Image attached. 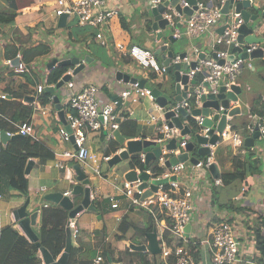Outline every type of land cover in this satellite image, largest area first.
<instances>
[{
  "label": "crops",
  "instance_id": "1",
  "mask_svg": "<svg viewBox=\"0 0 264 264\" xmlns=\"http://www.w3.org/2000/svg\"><path fill=\"white\" fill-rule=\"evenodd\" d=\"M14 1L16 5L15 9L9 8L4 0L0 1L1 11L15 15L14 23L2 28L0 31V75L2 78H14L16 81L29 86L32 92L24 95V97L30 95L34 97V100L31 103L23 101L24 97L21 100L22 104L32 106L30 114L23 113L24 120L32 123L33 136L31 138L42 143L53 153V158L46 161L41 167L36 164V159H31L33 166L30 172L26 174L28 179V194L26 197H21L17 192L8 187L5 180H0V229L5 225H13L20 234L25 236L24 232L14 221L13 210L21 206L28 199L27 210L30 212L37 211L38 213L35 225L32 226V230L36 234L40 226V210L44 207L59 206L52 201L45 200L44 197L53 192H62L64 195L71 193L73 186L77 184L72 168L74 164H79L88 173L86 171V167L88 168V166L78 161L70 160L62 155L64 151L74 148L73 143L62 142L58 136L59 128H65V124L58 119L52 96L44 92V90L39 94L36 92V87L39 85H42L44 88L45 86L56 84L62 74L71 71L72 67L46 69L45 64L53 58L62 60L68 58L70 55L79 56L80 58L86 56L90 63L86 64L72 78V81L76 84L74 89L88 84H96L99 87V98L102 101L116 98L121 90L129 86V84L115 79V70H121L134 78L144 79L145 81L147 77L142 71H136L137 64L131 58L124 56L118 59L114 57L115 50L113 46L107 49L106 56H109L110 60L113 58L114 61H118L115 64L108 63L106 59L92 52V36L87 38L86 33H74L67 27L58 28L56 25L57 19L52 15V10L54 9V2L52 0ZM208 1L215 2L214 0ZM150 2L151 0H108L107 7L121 9L119 10V15L110 21L111 32L108 36L109 41L120 43L125 49L138 46L150 50V43H155L156 46H159L161 43H156L154 33L147 31L145 27L148 16L152 21V17L149 14H144L146 11L145 6ZM246 10L251 15L259 14L255 22H250V26L254 27V32L258 37L264 38V15L261 14L264 11V0H251ZM137 13L138 16H136ZM70 20L67 18V25ZM178 26L180 27V24ZM28 29H33L31 31L32 34H28ZM47 29H52V33L47 34ZM215 29L219 31V27ZM14 32H18L20 35L18 39L20 41H25L27 37L32 35V38L36 42L31 47L20 52L18 49L19 42H14ZM143 33L152 34V41L149 39L144 40L142 37L138 38V34L142 36ZM170 33L172 34L171 30ZM175 39L177 42H180L182 37ZM141 42L144 45H139ZM166 43L169 45L168 41ZM193 44L201 53L208 56L212 54L208 47V37L206 35H202L192 42L188 41L184 50L186 52L189 51ZM261 46L264 48V43ZM167 50L172 51L169 46ZM18 54L20 56L19 61H22L26 66V70L21 73H15V64H10L11 61L16 59ZM7 64L10 66L9 69L6 68ZM136 75L140 77L138 78ZM4 83L6 84L3 80L0 83V92L8 95L2 86L5 85ZM236 83L240 85L241 93L238 102H231L230 107L239 105L240 113L238 117H240L242 116V107L244 106L251 118L249 122H252V119L256 115L252 108L256 100L260 103L264 102V58L246 60L236 79ZM67 92L68 89L65 85L55 92L59 96L62 109H64ZM10 98V95H8V99ZM144 102L149 104L147 100H144L136 109L131 108L134 116L130 119L136 121L137 138L153 140L156 138L155 126L148 123L145 125L143 119L144 113L141 107H145L148 111L153 107L152 104L154 102H152L151 106ZM35 105H38V108L35 109ZM42 109H45V115L41 113ZM232 118L234 120L235 117ZM243 121L245 122L246 120H242L241 122ZM10 123L13 125L17 124L12 121ZM213 126L215 127L216 123ZM236 126V131L241 132L242 126H239V124ZM245 135V137L251 136V134L247 133ZM86 138L87 147L98 155L107 154L105 152L110 147L111 141H115L118 145L116 152L124 148V145H120L105 129L100 132H89ZM229 145L228 142H221L216 152V164L219 167L220 174L222 172L236 171L239 168V163L236 160H240L244 170V173H241L243 179L238 178L229 185H223V183L215 185L213 184V178L206 172H197L196 181H198V184L195 186L193 211L188 223L189 230L187 234L190 240L197 242L198 252L195 259L198 264H211V255L204 241L210 237L212 228L222 222L234 223L232 227L234 234L238 237L239 257L245 261L244 263L256 264L255 259L259 256V247L257 246L259 239L255 236V228L259 225L260 218L264 216V211L261 208L264 204V139L260 137L256 138L251 147H245L243 149L244 152H240L239 154L235 151L229 152V149H226ZM198 146L194 147L195 150L190 152L189 156H196ZM218 150L221 151L223 158V168L217 158ZM116 152L110 154L113 155ZM249 153H251L250 159L253 160L251 166H249V161H247ZM171 158L173 157L171 156L169 161ZM255 160H258V167ZM56 161L61 164V167L55 166ZM113 167L109 163L102 164L104 172L101 176L92 175L94 179L90 182L91 202L93 200L101 202L99 208L101 213H98L95 208L94 211L84 209L74 218L77 225L83 230L80 240V250L83 257H85V253H88L87 251H93L94 249L96 255L105 244H109L112 247L115 257H118L127 249L131 251L127 246L128 243L137 245L148 244L146 233L151 231L153 225L156 226L157 237L160 243L161 234L164 231L162 226L159 223L153 224L149 220L151 218L149 214L139 208L141 212L146 213L147 217L144 218L141 212L137 211V208L129 205L128 200L122 194L121 180L129 170L126 169L124 172L118 170L115 173L112 171ZM257 168L258 172H252ZM191 172L192 166L187 164L183 172L184 179L188 180L187 178ZM198 178H201V180L199 181ZM69 196L75 204V196ZM81 197H79L75 206L80 203ZM228 201H232L238 210L223 209L221 205L226 204ZM112 203H116L118 206L112 208ZM111 208L115 210H111ZM87 213L94 215L92 216L93 218L91 217L90 220H87L84 225L80 224L79 218L88 215ZM124 216H127L135 226L126 233L125 239L118 241L115 240V235L119 233L117 227ZM99 220L102 222V226L98 223ZM143 228H147L146 233H144L145 235L136 233V229ZM101 230L104 232V235L100 232ZM97 231L98 233H96ZM74 244L76 246V242L72 243V246ZM39 256L42 260L40 252ZM42 264H44L43 260Z\"/></svg>",
  "mask_w": 264,
  "mask_h": 264
},
{
  "label": "built area",
  "instance_id": "2",
  "mask_svg": "<svg viewBox=\"0 0 264 264\" xmlns=\"http://www.w3.org/2000/svg\"><path fill=\"white\" fill-rule=\"evenodd\" d=\"M52 1L54 2L52 15L56 18L67 15L68 19L76 18L81 27L91 28V32H93V44L105 49L113 46L117 56L129 57L138 66L150 69L151 71L158 73L166 71V67L157 63L154 53L151 50H146L138 46L125 49L122 44L109 41L108 36L111 32L110 21L119 15V10L115 7H107L108 0ZM164 1L166 0H151L150 4L157 6ZM223 3L224 0L211 3L197 1L195 4L196 8L187 16L179 13L174 6L168 4L162 13V17L166 19L168 27L172 29L174 38L185 36L192 42L194 39L206 35L208 37V47L212 53L207 57L208 55L201 53L193 44L182 59L178 55L171 59L170 64L186 63L189 65L191 61H194V68L186 71L188 81L196 80L197 77L200 78L199 82L196 80L194 90L191 91L189 86L186 91V97L174 106L167 108L159 107L150 96V89L145 86L140 87L137 82L129 84L127 88H124L118 93L116 98L107 101L100 100L99 87L96 84H88L74 89L76 84L72 79L65 83L68 92L66 93L63 110L69 131L64 127H60L58 136L62 142H72L74 148L64 151L62 155L70 160L72 159L88 166L94 175L101 176L104 172L102 170V164H108L112 155H98L92 152L86 145L87 134L105 129L112 136L113 131L119 130V124L124 118L134 116L130 106L133 103L141 102L144 98L154 102L152 104L153 107L147 111L148 117L146 121L148 124L155 125L157 135L153 141H155L161 151L158 157L160 165L166 166L165 164L171 156L175 157L185 152V147L189 140V135H182L181 131L176 127L168 126L167 121L164 119V114L167 110L175 111V115L177 116V108H183L188 113V116L197 124L198 131L196 134L209 138L208 132L210 131V127L203 125L205 117L203 115H191V110L202 107V96L210 94L217 95L219 93L220 82H222V86L226 91L230 89L231 85L235 84L245 60L239 57L228 59L230 46H242L244 52L247 54L256 47L254 44L241 45L238 43V28L242 23V19L233 10H229L224 15L221 11ZM178 5L180 9L190 7L185 0H179ZM173 15L179 20L176 21ZM221 26H224L223 30L221 32L216 31L215 28H220ZM200 54H203L204 57L200 58ZM19 58L20 56L18 54L16 56L18 64L14 67L15 73H21L26 70L25 64L19 61ZM42 90V85L36 87L38 94ZM0 99H8V95L0 92ZM36 108H38V105H35ZM223 111L224 108L219 105L217 110L210 112L209 119H212L214 114H218L220 117ZM41 113L45 115V109H42ZM225 119V127L217 133L218 140L208 146L209 151L203 157V160L198 159V163L195 165L188 162L171 164L166 167L167 171L161 178H152L150 176L151 181L160 179H166V181L159 184L156 191L147 197H141L144 189H139V185L141 184L139 179L128 181L123 178L121 180L122 194L128 200L129 205L145 210L156 223L162 226L163 230L169 231L171 236L182 242L173 249H161L164 261L171 255L173 256L172 264H198L189 249L190 245H195L197 242L190 240L189 235L185 231V226L189 223L193 211L195 186L198 184V181H196L197 172L203 169L208 171L209 165L216 163V152L221 142H228L232 147L241 146V152H244L243 149L245 148L244 139L246 137L240 131L230 129L228 123L231 117L226 115ZM255 126L259 137L264 139V114H256L252 122L245 125L244 131L247 134H252ZM14 127L15 132H6V134L9 136L14 134L33 136V126L30 121L14 124ZM171 138L176 140V147L174 150H167L165 146ZM138 158L140 163L144 164L145 155L143 152L138 153ZM187 164L192 166V172L189 174L188 180L184 179L183 173ZM55 166L61 167V164L56 161ZM135 171L137 173L141 172L136 169ZM144 171L150 175L148 170ZM172 176H175L176 179L172 180ZM213 184L219 185L222 184V181L220 178L213 179ZM65 195L69 194L67 193ZM117 206L118 204L116 203L111 204L112 208H116ZM261 208L264 211V204ZM66 227L70 230L72 243H75L77 235L75 219H68ZM204 243L208 246L211 255V264H242L245 262L239 257V242L232 226L228 222H222L214 226L211 230L210 237ZM104 263L105 260L101 251L97 252L92 260V264Z\"/></svg>",
  "mask_w": 264,
  "mask_h": 264
},
{
  "label": "water",
  "instance_id": "3",
  "mask_svg": "<svg viewBox=\"0 0 264 264\" xmlns=\"http://www.w3.org/2000/svg\"><path fill=\"white\" fill-rule=\"evenodd\" d=\"M190 7H184L180 9L178 2L179 0H166L157 6H153L150 3H147L146 11L144 14H149L152 17L151 21V30L149 32L154 33V38L156 43H161L154 50L155 56H160L162 60V65L166 67L165 72H172L174 74V101L180 102L183 98L186 97V91L190 85H195L196 81L191 80L188 81V77L184 69H192L194 68L195 62L191 61L189 65L186 63H175L170 64V61L174 56L178 55L180 59H182L186 51H182L179 54H174L172 51L167 50L168 42H175L176 39L172 36L170 31H168V24L166 19L162 17V13L165 11V7L170 4L175 7L176 11L184 15H190L192 10L196 8L195 4L198 0H185ZM211 3V1H208ZM251 0H224L222 6V13L226 15L229 10H233L235 13H238L242 19V23L238 28V36L237 41L241 45H257L250 53H245L242 46H230L228 59H235L236 57L242 58L243 60H253L257 58H264V48L261 46L264 43V38L258 37L254 32V27L250 26V22H255L257 20L259 14L251 15L246 8L250 5ZM144 5V4H142ZM264 15V11L261 13ZM226 19V16H225ZM57 27L65 28L67 25V15H62L57 18ZM181 27V25H180ZM224 26L219 28V32L223 30ZM147 30V29H146ZM213 56V55H212ZM204 57L203 54L199 56ZM209 57V56H207ZM15 62V63H14ZM90 61L86 56L80 58L79 56L70 55L68 58H64L62 60H58L57 58L51 59L49 62L45 64L46 69H51L54 67H72L71 72L64 73L61 78L57 81L56 84L51 86H45L43 88L44 92H47L52 96V101L54 104V108L57 111L58 119L65 124L66 130L69 131V126L66 124L64 118V110L61 108L59 96L55 93L57 90L62 88L65 83L71 80L75 75H77L86 64H89ZM10 64H15L17 66L18 60L15 59L10 62ZM43 66V65H42ZM29 68V67H28ZM115 79L117 81H122L126 84H132L137 82L140 87H144L146 81L144 79L134 78L121 70H115ZM241 93V87L239 84L235 83L231 85L229 90H225L222 86V82L219 83V93L217 95H205L201 97L202 107L193 108L191 110V115H203L205 117L203 125L210 127V131L208 132L209 138L201 137L198 134H195V141H188L185 147V152L171 158L170 161L166 162V167L171 164H176L178 162H188L192 165L198 163V159L203 158L209 151V145L214 144L218 140V134L226 125L225 116L234 117L240 113V106L236 105L235 107H230V102L235 103L238 102L239 95ZM150 96L155 101V103L161 108H167L170 103V95L158 87H153L150 89ZM33 96H25L23 101L31 103L33 102ZM221 105L224 108V111L218 116V114H214L212 119H209L210 112L212 110H217L218 106ZM176 112L178 115H175V111L167 110L164 114V119L167 121L169 127H176L181 131V134L190 135L191 131L187 124L184 123V120L188 117V113L181 107H178ZM216 123V126L213 127V124ZM254 132L250 137H246L244 139V146L251 147L256 138L259 137V133L255 126ZM113 138L120 144L124 145V148L120 150L118 153L112 155L109 160V165L114 166L116 163L129 158L130 155L138 154L143 152L145 155L144 164H148V162L154 158L160 156V148L157 146L155 141L148 139H128L125 141V138L121 135L119 130H115L112 133ZM21 137L19 134H14L9 136L6 134L4 130L0 129V142L5 144L9 139ZM195 145H199L196 150V156H189V153L194 150ZM176 147V140L171 138L166 144L165 148L167 150H174ZM33 166V161L28 160L25 167V174H28ZM73 170L75 174V180L77 184H75L72 188V191L69 195L71 196H82L79 204L75 206L69 195H64L62 192H53L47 194L44 199L48 201H52L55 204H58L64 210L68 211V219H74L75 216L80 213L82 210H90L94 211V206L91 202V188L90 182L91 179L88 174L80 167L79 164L73 165ZM208 171L210 176L213 179H219L221 177L219 167L216 163H212L208 167ZM124 178L128 181H135L139 179L141 184L139 185V189H144L142 194V198L147 197L156 191L157 186L161 183H164L166 179L160 180H150V175L146 171H141L137 173L135 170H129L125 173ZM172 180L176 179L175 176H172ZM28 199L18 208L13 210L12 215L14 221L20 227V229L24 232L25 236L30 242L37 243V235L32 230V226L35 225L37 211L30 212L27 210ZM189 226L188 224L185 226V231L188 232ZM66 240L65 247L62 253L55 260L51 253L45 247H39V252L41 254L42 260L44 264H68V257L70 253V249L72 246V240L70 235V230L66 227ZM146 237L148 240V244H133L128 243L127 246L131 251L135 252H149L152 255H158L161 252L160 244L157 237L156 226L153 225L151 231L146 233ZM111 264H122L118 262H112Z\"/></svg>",
  "mask_w": 264,
  "mask_h": 264
},
{
  "label": "trees",
  "instance_id": "4",
  "mask_svg": "<svg viewBox=\"0 0 264 264\" xmlns=\"http://www.w3.org/2000/svg\"><path fill=\"white\" fill-rule=\"evenodd\" d=\"M6 5L15 9L14 0H4ZM218 2L219 0H214ZM14 14H9L4 11H0V31L4 27H8L14 23ZM146 29L151 30V18L148 16L146 19ZM33 29H28V34H32ZM35 30V29H34ZM15 31V30H14ZM52 29H47L46 33H52ZM72 32L76 33L74 30ZM90 36L93 32L89 33ZM14 42L18 43V49L23 52L27 48L31 47L36 40L32 38V35L27 37L25 41H20V35L18 32H14ZM9 41V40H8ZM13 42V43H14ZM6 68H10L7 64ZM63 75V74H62ZM154 72H150L151 78L155 77ZM61 78V77H60ZM59 78V79H60ZM6 82L4 91L6 90L10 99H0V129L5 132H15V127L10 121L15 123L26 122L23 113L30 114L32 111L31 105H24L21 103L24 95L31 93V89L26 84L16 81L14 78H2L0 75V83ZM197 82L200 78H196ZM158 87L159 84L157 85ZM257 102V103H256ZM255 105L252 107L254 113L258 115L264 114V105L256 100ZM258 105V107H257ZM22 112V113H21ZM186 124L189 127L191 136H194L198 131V126L195 121L187 117ZM230 129L237 130V126L233 123V118L229 121ZM119 131L125 139H137V125L136 121L130 118H124L119 124ZM194 141V140H192ZM110 147L106 149L107 154L114 153L118 149V145L115 141L110 142ZM197 146V145H195ZM248 149V148H247ZM195 150V149H194ZM53 158V153L42 143L32 139L30 136H21L18 138L9 139L5 144L0 142V180L6 181L8 187L17 192L21 197H26L28 194V179L25 174V167L29 159H36V164L41 167L46 161ZM251 153L248 154L247 161L249 166L253 160ZM239 163V168L233 172H222L220 180L223 185H229L236 179H243L244 173L242 162L236 160ZM258 167V160H255ZM127 170L139 169L140 171L148 170L152 178H161L167 171L166 166L159 164L157 157L152 158L148 164L140 163L138 154L131 155L126 167ZM258 172V168L255 171ZM80 196H75V204ZM94 208L100 213L99 208L101 202L96 200L92 201ZM132 207V206H131ZM223 209L238 210L232 201H228L226 204L221 205ZM138 208V207H136ZM151 217V216H150ZM149 220L155 224L156 222L149 218ZM68 221V211L64 210L60 206L44 207L40 210V226L36 232L37 243L30 242L25 236L13 225H5L0 229V264H42V260L39 256V247H45L51 255L56 259L63 251L66 240V225ZM76 246H71L68 264H92V258L95 255V249L91 252L87 251L83 257L81 255V233L83 230L77 225ZM135 225L129 220L127 216L122 217L117 227L118 234L115 235V240L125 239L126 233ZM103 230V229H102ZM100 231L103 233V231ZM147 228L136 229V233L143 235L146 233ZM98 233V231L96 232ZM145 235V234H144ZM255 236L259 239V256L255 259L256 264H264V216L259 220V225L255 228ZM104 238V237H103ZM182 242L175 237L171 236L169 231L164 230L161 234L160 245L161 248H175ZM190 251L196 257L198 252L197 243L189 246ZM101 254L105 260L104 264L118 262L122 264H172L173 256L169 255L165 261L162 258V254L152 255L149 252H135L128 249L121 253L118 257H115L112 247L109 244L103 245L100 249ZM246 264V263H242Z\"/></svg>",
  "mask_w": 264,
  "mask_h": 264
},
{
  "label": "rangeland",
  "instance_id": "5",
  "mask_svg": "<svg viewBox=\"0 0 264 264\" xmlns=\"http://www.w3.org/2000/svg\"><path fill=\"white\" fill-rule=\"evenodd\" d=\"M1 1V0H0ZM202 2H207V0H202ZM144 6V5H143ZM0 8H1V5H0ZM119 10H121L120 8H119ZM0 11H1V9H0ZM136 16H138V13L136 14ZM174 16V19L176 20V21H178L179 19L175 16V15H173ZM56 18V17H55ZM57 19V18H56ZM67 28H69V30L70 31H72V30H74L76 33H82V34H87V38H90V32L92 31L91 30V28H86V27H81L79 24H78V22H77V19L76 18H71V20L69 21V24L66 26ZM171 29H170V27H168V31H170ZM139 37H142V39H149L150 41H152V39H153V35L152 34H150V33H143V35L141 36V34H138V38ZM189 40L187 39V37H185V36H183L182 37V39H181V41L180 42H177V41H175V42H169L168 44V46H169V48H170V50H172L173 51V53L174 54H179V53H181L185 48H186V46H187V42H188ZM139 45H144L142 42L139 44ZM91 46H92V52L95 54V55H98L99 57H101V58H104V59H106V61L109 63V62H111V63H117L118 61H114L113 60V58H111V60L109 59V56L107 57L106 55H107V49H105V48H103V47H100V46H97V45H95V44H93V43H91ZM157 46H156V44L155 43H150V46H149V49L151 50V51H154V49L156 48ZM114 55V57H116V58H118L119 59V56H117L115 53L113 54ZM155 57V59H156V61H157V63L159 64V65H161L162 64V60H161V58H160V56H154ZM188 69H184V71L186 72ZM136 71H142V73H144L145 75H146V77H147V79H146V83H145V87H147V88H149V89H151V88H153V87H158L157 85L159 84V86L160 87H158V88H160L161 90H163L164 92H166V93H168L169 95H170V103H171V105H168V107H171V106H174L175 104H176V101H174V85H175V81H174V74H173V71L172 72H163V73H158V72H154V71H151L150 69H147V68H143V67H141V66H138V65H136ZM150 72H154L156 75H155V77L154 78H151L150 76H149V73ZM145 75H143V76H145ZM136 77H140V76H137L136 75ZM259 85V84H258ZM194 88H195V86H193V85H191L190 86V90L191 91H193L194 90ZM144 100H147L148 102H149V104L147 103V102H144V103H147L149 106H151V104H152V102L150 101V100H148L147 98H144V99H142L141 100V102H138V103H133L130 107L132 108V109H136L137 107H139L141 104H142V101H144ZM243 108V113H242V116H240V117H238L239 115H235L234 117V120H233V123H235L236 125H238L239 124V126H242V129H240L241 130V134L243 135V136H246L245 134H246V132L244 131V128H245V125L251 120V118L249 117V113H248V111L244 108V106L242 107ZM139 109V108H138ZM137 109V110H138ZM141 110L143 111V113H144V117H143V119H144V122H145V125H147V121H146V119H147V117H148V114H147V110H146V108L145 107H141ZM239 118V119H238ZM242 120H246L245 122L243 121V122H241ZM152 125H154V124H152ZM155 126V125H154ZM100 132V131H99ZM156 135H157V133H156ZM191 139L192 140H194L195 141V137L194 136H191ZM226 149H229L228 151L229 152H232V151H235L236 153H240L241 152V150H242V148H241V146H239V147H232L231 145H229V146H227L226 147ZM219 152L217 153V158H218V161L220 162V165L222 166V168H223V164H222V156H221V151L220 150H218ZM241 156V155H240ZM201 160H203V158H200ZM128 162H129V159L127 158V159H125V160H122V161H120V162H118V163H116L115 165H114V167H113V169H112V171L113 172H115V173H117V171L118 170H122L123 172L126 170V167H127V165H128ZM86 171H88V176L90 177V179H91V181H93V179L94 178H92L93 176L92 175H94L93 174V171L88 167H86ZM200 172H206L208 175H210L209 174V171H206V169H203V170H200ZM198 180L200 181L201 180V178H198ZM210 180V179H209ZM259 207V206H258ZM136 208V207H135ZM111 210H115V209H112L111 208ZM137 211L138 212H141V210H139V208H137ZM146 212V211H145ZM145 212H141V214L143 215V217L144 218H146L147 216H146V213ZM90 213H92V214H95V213H93V212H90ZM101 213V212H100ZM88 214V213H87ZM92 214H88V215H85V216H82L81 218H79V222H80V224H82V225H84L85 224V222L87 221V220H90V218L92 217V216H94V215H92ZM93 218V217H92ZM98 223L100 224V226H102V222L99 220L98 221ZM231 226L234 224V223H232V222H228ZM232 229H233V227H232ZM234 231V230H233ZM238 238V237H237ZM243 242V241H242ZM89 252H91V251H89Z\"/></svg>",
  "mask_w": 264,
  "mask_h": 264
},
{
  "label": "clouds",
  "instance_id": "6",
  "mask_svg": "<svg viewBox=\"0 0 264 264\" xmlns=\"http://www.w3.org/2000/svg\"><path fill=\"white\" fill-rule=\"evenodd\" d=\"M171 29V28H170ZM171 31H172V29H171ZM172 36H173V34H172ZM174 37V36H173ZM255 45V44H254ZM257 46V45H256ZM155 50V49H154ZM153 53H154V51H152ZM154 56H155V54H154ZM246 61V60H245ZM162 65V64H161ZM196 81V80H195ZM236 83V82H235ZM189 86H191L190 84H189ZM194 86V85H193ZM189 117V116H188ZM184 123L186 124V121L184 120ZM214 125V124H213ZM188 141H190V139L188 140ZM106 155H111V154H106ZM85 171V170H84ZM88 174V173H87ZM160 244V243H159ZM160 248H161V245H160ZM162 249V248H161ZM161 253V252H160ZM58 258V257H57ZM56 258V259H57ZM111 264V263H110Z\"/></svg>",
  "mask_w": 264,
  "mask_h": 264
}]
</instances>
